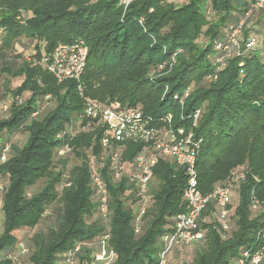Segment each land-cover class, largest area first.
Listing matches in <instances>:
<instances>
[{
  "label": "trees",
  "instance_id": "obj_1",
  "mask_svg": "<svg viewBox=\"0 0 264 264\" xmlns=\"http://www.w3.org/2000/svg\"><path fill=\"white\" fill-rule=\"evenodd\" d=\"M120 1L0 0V76L13 97L0 117V264H12L8 254L20 245L19 232L36 230L47 211L54 224L31 236L28 264H64L79 243L73 264H94L106 230L116 254L109 264H151L163 249V234L185 212V172L167 157L153 170L138 220L135 185L115 180L107 168L99 171L110 197L107 223L101 219L92 186L101 131H91L81 117L86 100L102 106L116 101L152 117L171 112L174 127L181 125L180 114L203 109L196 130L198 189L207 195L232 182L229 230L222 231L209 204L199 220L203 239L172 248L167 264H235L243 251L264 245V8L246 16L243 0H133L126 8ZM242 21L238 48H231L233 56L215 80L203 85L216 68L215 43L226 42ZM22 38L23 50L33 47L28 59L11 56ZM76 38L88 48L85 70L78 82L58 83L44 60L58 44ZM10 78L21 81L10 89ZM187 87L192 91L181 107L172 96ZM17 135L25 138L20 145L12 142ZM112 147L122 150L128 165L145 144ZM235 175L244 178L233 181ZM189 251L194 256L186 261Z\"/></svg>",
  "mask_w": 264,
  "mask_h": 264
},
{
  "label": "built area",
  "instance_id": "obj_2",
  "mask_svg": "<svg viewBox=\"0 0 264 264\" xmlns=\"http://www.w3.org/2000/svg\"><path fill=\"white\" fill-rule=\"evenodd\" d=\"M132 1L121 0L120 4L126 8ZM243 1L248 4L246 16L264 8V0ZM243 24V21L239 23L238 29L232 31L226 42L215 43L213 47L215 55L213 64L216 68L213 74L205 78L208 82L215 80L216 74L225 68V61L233 56L231 48H238L236 36ZM253 45L254 40L251 39L246 44V48L250 49ZM87 55L88 48L86 44L82 39L76 38L69 43L58 44L51 57L44 60L45 67L58 83L67 80L78 82L85 70ZM160 69L158 71H161ZM78 91H81L80 85ZM166 91L167 88H165L164 95ZM191 91L192 87H187L182 93L174 94L172 99L182 107ZM202 113V107H198L187 115L180 114L177 121L181 125L174 127V115L171 112L152 117L144 115L140 110L133 107H123L116 101L107 106L89 100L84 103V111L81 117L88 121L87 128L91 131L96 129L101 131L99 140L103 151L97 157L98 170L92 178V186L98 197L99 215L106 223L110 197L108 185L99 172L103 168H107L108 172L113 174L115 180L119 181L126 178L129 183L135 185L137 197L141 199L137 220L145 213L148 185L159 160L167 157L172 158L177 166L184 169L186 186L182 198L185 201L186 210L176 216L170 231L163 234V249L158 253L157 261L151 264H167V253L172 248L198 243L203 239L199 220L202 212L211 203L216 208L222 231L227 232L229 230L227 216L233 189L232 182L227 181L223 185L217 186L207 195H203L198 189L196 162L201 140L196 138V130ZM113 142L144 143L145 149L140 151L132 162L126 165L121 155L122 150L112 147ZM7 150L8 146H5L2 152V160L5 159ZM94 159L95 157H93ZM243 178V175H235L233 181L243 180ZM109 238L108 230L99 237L97 241L98 248L94 254V264H109L116 258V254L109 247ZM80 246L79 243L73 249L68 250L64 264H73L74 254ZM261 246L243 251L235 264H260L264 258V245L262 249ZM254 249L255 251L252 252Z\"/></svg>",
  "mask_w": 264,
  "mask_h": 264
},
{
  "label": "rangeland",
  "instance_id": "obj_3",
  "mask_svg": "<svg viewBox=\"0 0 264 264\" xmlns=\"http://www.w3.org/2000/svg\"><path fill=\"white\" fill-rule=\"evenodd\" d=\"M178 2H183V0H178ZM20 44V48L18 47V45H16V48L13 50V52H11V56H18L21 58H29L30 55L33 54V47H31L28 50H23V45L26 44V39L22 38V45ZM2 77L0 76V117H3L4 114L2 112L3 108L6 106L8 108V106L11 104L13 97L4 91L3 87H2ZM21 80L19 79H13L10 78V89H13L15 86H17L20 83ZM203 85H207L208 81L204 80L201 82ZM24 136L22 135H17L12 142L16 143L18 145L22 144L24 142ZM74 164V161L71 159V161L69 162V167H71V165ZM4 184V180L0 178V187H2ZM40 187V183H38L35 187H33L32 189H30L28 191V193H30L31 191H35ZM237 201L238 198L236 195H234L233 200H231V208L232 210L235 209L236 205H237ZM50 214V211H47L46 215L47 217L43 220V222L38 226V228L36 230H32V231H28V232H19V239H20V245L17 246L16 249H14L12 252H10L8 255L11 256V258H15L12 261V264H28V253H29V247H30V238L31 236L37 231H42L45 232L51 225L54 224V217H48V215ZM2 231V217H1V213H0V233ZM24 250V252H23ZM189 254L187 255L188 257H184L183 259H185L186 261H190V258L192 256H194V251L192 253V251L188 252ZM1 259V257H0Z\"/></svg>",
  "mask_w": 264,
  "mask_h": 264
}]
</instances>
